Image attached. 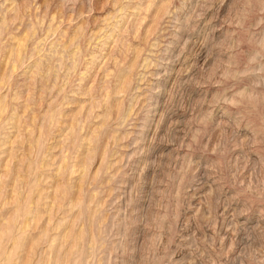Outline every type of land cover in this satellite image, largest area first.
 I'll use <instances>...</instances> for the list:
<instances>
[{"label": "rangeland", "instance_id": "374dc122", "mask_svg": "<svg viewBox=\"0 0 264 264\" xmlns=\"http://www.w3.org/2000/svg\"><path fill=\"white\" fill-rule=\"evenodd\" d=\"M0 264H264V0H0Z\"/></svg>", "mask_w": 264, "mask_h": 264}]
</instances>
